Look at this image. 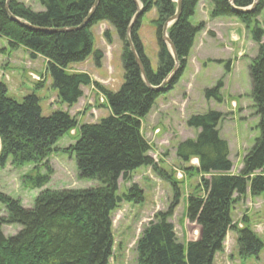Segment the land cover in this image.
<instances>
[{
  "label": "trees",
  "instance_id": "trees-1",
  "mask_svg": "<svg viewBox=\"0 0 264 264\" xmlns=\"http://www.w3.org/2000/svg\"><path fill=\"white\" fill-rule=\"evenodd\" d=\"M96 0H39L44 11L35 13L17 0H9L13 16L42 29L30 28L10 19L5 11L7 0H0V36L8 40L12 50L22 47L31 59L42 57L47 61V72L60 102L72 108L82 98V87L95 85L105 96L110 117L97 124L79 128L76 144L63 152L73 155L79 177L97 181L99 185L82 191L43 192L34 208L25 209L21 203L0 193V203L8 212L0 219V264H109L114 248L112 216L122 202L138 204L144 200L143 190L136 184L119 194V180L128 181L140 168H151L161 179L171 184L174 199L167 212L155 213L136 243L135 264H214L217 254L223 252L227 234L235 231L241 259L257 257L263 244L251 230L248 217L243 227L233 225L232 213L237 202L247 194L255 198L264 194V30L258 17L264 8L259 0L251 13L233 11L229 0H210L212 18L236 19L258 44V56L249 68L252 82L251 98L259 118V137L243 159L239 175L231 173L228 143L220 137L221 113L209 111L193 115L187 123L199 131L196 139L181 142L176 148L177 158L185 164L197 159L198 165L185 173L201 177L200 193L187 198L185 218L201 228L198 241L182 244L170 219L179 206L181 192L178 180L160 170L149 156L151 145L143 135L142 123L150 114L164 91L150 89L142 78L128 43V28L137 13L133 0H100L89 24L78 29L90 14ZM143 13L156 10L158 69L154 72L144 54L138 32L141 18L131 31V40L143 64L148 82L160 86L172 72L175 62L162 38L165 22L173 17L177 5L173 0H138ZM254 0H234L235 8H248ZM199 0H182V13L169 29L181 69L168 86L172 90L180 78L196 35L204 27H194L190 19L195 15ZM109 24L123 44L122 63L124 83L116 93L93 83L87 73H71V66L82 64L91 56L100 67L104 57L94 50L91 29ZM69 29L65 32L55 30ZM73 29V30H72ZM44 30H47L44 31ZM54 30V31H53ZM53 31V32H51ZM111 44L110 31L104 32ZM222 82L207 89V100L222 103ZM78 123L68 112L58 110L43 116L40 99L34 94L21 102L8 97L6 85L0 84V167L9 158L17 167L42 163L58 153L57 144ZM46 175L31 177L32 188L42 189L50 181L52 169L46 163ZM17 225L22 229L6 237L2 226Z\"/></svg>",
  "mask_w": 264,
  "mask_h": 264
},
{
  "label": "rangeland",
  "instance_id": "rangeland-1",
  "mask_svg": "<svg viewBox=\"0 0 264 264\" xmlns=\"http://www.w3.org/2000/svg\"><path fill=\"white\" fill-rule=\"evenodd\" d=\"M17 2L35 13L44 11L39 0ZM210 4L208 8L205 4L199 5L190 19L194 27L201 24L204 27L195 37L180 78L172 90L167 88L157 99L142 123L143 135L151 145L149 156L160 170L178 180L181 198L170 222L182 244L192 242L191 239L195 242L200 238L198 235H201L200 228L190 223L184 214L187 198L195 192L200 193L201 184L198 173L191 171L188 175L184 170L197 166L198 161L193 159L185 164L176 156L177 146L181 142L196 139L199 133L187 126L188 120L193 115L209 111L222 114L218 130L220 137L229 145L234 175H239L244 157L260 135L259 118L251 98L252 82L249 72L252 60L258 56L259 46L252 40L251 32L245 26L241 28L239 37L232 32L235 29L240 31L241 23L236 19L212 18L210 12L213 5L211 2ZM157 19L154 9L143 13L138 32L144 54L154 72L158 69L159 54ZM258 21L264 30V8ZM105 31H110L112 35L111 44L104 38ZM91 32L95 40L94 50H100L104 55L101 66L97 67L91 56L86 63L71 66L69 72L87 73L93 83L116 93L124 83L123 44L109 25L108 28L103 25L94 26ZM46 67L47 61L44 58L31 59L29 52L22 47L12 50L8 40L0 36V84L6 85L8 97L21 102L26 96L34 94L40 99L43 116L48 117L53 112L63 110L78 123V128L57 144L56 148L60 152L52 154L42 163L17 167L9 158L5 167H0V193L20 202L25 209L34 208L37 197L43 192L82 191L99 185L97 181L81 179L75 157L63 151L76 144L82 125L97 124L111 115L105 96L95 85L82 87L83 96L72 108L63 105L52 87ZM219 82L223 85V102L207 100L205 91L214 88ZM46 163L52 169L50 181L42 189L32 188L29 179L46 175ZM132 184L143 190L144 200L138 204L122 202L113 213L114 248L109 264H135L136 243L144 228L153 220L155 213L167 212L174 199L171 184L161 179L151 168L136 170L128 181L120 179L119 194L127 192ZM7 218L8 212L0 203V219ZM232 218L233 225H238L239 228L243 227L242 222L247 218L251 230L261 240L263 249L257 257L241 259L237 248V234L231 230L227 234L224 250L216 255L214 264H264V194L253 198L249 192L235 204ZM21 229L17 225L2 226L6 237L16 235Z\"/></svg>",
  "mask_w": 264,
  "mask_h": 264
},
{
  "label": "water",
  "instance_id": "water-1",
  "mask_svg": "<svg viewBox=\"0 0 264 264\" xmlns=\"http://www.w3.org/2000/svg\"><path fill=\"white\" fill-rule=\"evenodd\" d=\"M100 0H96L94 5H93V8L90 12V14L88 15V17L83 21L82 25L78 28V29H82V28H85L92 16H93V13L95 11V9L97 8V5L99 3ZM137 6V13L136 15L134 16L132 22H131V25L130 27L128 28V32H127V36H128V43H129V47H130V50L133 54V57L137 63V66L140 70V73L142 75V78L143 80L145 81V83L147 84V86L154 90V91H165L167 90L168 86L174 81L175 77L177 76V74L179 73L180 69H181V65H180V62L178 60V57L176 55V51H175V47L173 45V43L171 42V40L169 39V35H168V31L169 29L176 23V21H178V19L180 18L181 16V13H182V0H175V3L177 5V10H176V13L173 17L169 18L164 26H163V30H162V38H163V41L166 43V45L168 46L169 48V53L171 54V56L173 57L174 59V62H175V65H174V68L172 70V72L169 74V76L163 81V83L158 86V87H153L150 85V83L148 82V79H147V76H146V73H145V70H144V67H143V64L141 62V59L140 57L138 56L137 52H136V49L133 45V42L131 40V31L133 29V26L135 25V23L137 22V20L139 18H141L142 14H143V8L141 6V4L139 3L138 0H133ZM230 1V4H231V7L233 9V11L237 12V13H251L253 12L256 7L258 6L259 4V0H254L253 1V4L248 7V8H235L234 7V0H229ZM5 11L6 13L8 14V16L10 17V19L16 23H19L23 26H26L28 28H30L31 30H41L43 31L42 29H39V28H36V27H33L31 25H29L28 23L16 18L15 16H13L9 10V0H7L6 2V5H5ZM73 30V29H72ZM47 32V30H44ZM54 31V30H53ZM51 31V32H53ZM56 32H65V31H69V29H62V30H55Z\"/></svg>",
  "mask_w": 264,
  "mask_h": 264
},
{
  "label": "crops",
  "instance_id": "crops-1",
  "mask_svg": "<svg viewBox=\"0 0 264 264\" xmlns=\"http://www.w3.org/2000/svg\"><path fill=\"white\" fill-rule=\"evenodd\" d=\"M210 1V0H209ZM201 4H205V6L208 8V7H210V2H208V0H200V2H199V4H198V6L200 5L201 6ZM197 6V7H198ZM213 12V6H212V10H211V12H210V14ZM205 22H208V21H205ZM100 25H103V26H105L106 28H108V25L106 24V23H104V24H100ZM241 28H243V25H241L240 24V31H238V30H232V32H235L237 35H238V37H239V35H240V33H241ZM113 29V28H112ZM214 31V30H213ZM230 37H231V35H230ZM30 54V53H29ZM88 61V60H87ZM86 61V62H87ZM86 62H84V63H86ZM231 173H232V171H231ZM233 174V173H232ZM199 227V226H198ZM200 228V227H199ZM200 232H201V228H200ZM198 236H201V235H198ZM199 238V237H198ZM200 239V238H199ZM194 239H191L190 241H192V242H194L193 241ZM198 240V239H197ZM196 240V241H197Z\"/></svg>",
  "mask_w": 264,
  "mask_h": 264
}]
</instances>
